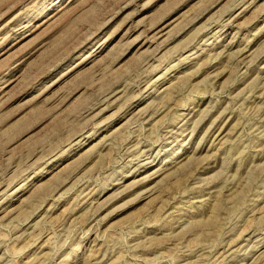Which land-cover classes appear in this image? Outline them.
<instances>
[{"label":"rangeland","instance_id":"374dc122","mask_svg":"<svg viewBox=\"0 0 264 264\" xmlns=\"http://www.w3.org/2000/svg\"><path fill=\"white\" fill-rule=\"evenodd\" d=\"M0 264H264V0H0Z\"/></svg>","mask_w":264,"mask_h":264}]
</instances>
